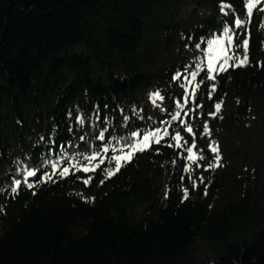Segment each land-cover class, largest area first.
Segmentation results:
<instances>
[{"label": "trees", "instance_id": "1", "mask_svg": "<svg viewBox=\"0 0 264 264\" xmlns=\"http://www.w3.org/2000/svg\"><path fill=\"white\" fill-rule=\"evenodd\" d=\"M261 8L249 18L247 0H0V264H264ZM226 27L235 47L249 40L247 62L187 90L190 54ZM157 92L160 107L146 110ZM80 113L104 138L170 126L119 171L110 163V177L108 162L64 165L3 190L18 159L34 166L80 144Z\"/></svg>", "mask_w": 264, "mask_h": 264}, {"label": "rangeland", "instance_id": "2", "mask_svg": "<svg viewBox=\"0 0 264 264\" xmlns=\"http://www.w3.org/2000/svg\"><path fill=\"white\" fill-rule=\"evenodd\" d=\"M264 1V0H261V2ZM228 36H230V34L228 33V35H225L224 33L222 35H214L209 41L211 40H215V39H222L224 41V44H223V48L225 50H227V53H234L235 56L234 57H238L239 59H242L243 56H244V50H243V47L242 48H239V47H235L233 45V42L229 44V41H228ZM209 41H208V44H207V47H206V50L204 52H198V53H195V54H190V57L194 60V62L196 63H199L201 61H206L208 62L209 60V57L211 56H216V57H220V59L217 60V67H219V64L222 62L223 60V57L221 56V53H220V50H219V46H213V48L210 50L209 49ZM229 63V61H228ZM190 84H188L187 88L188 90L190 89L191 86H189ZM151 105L150 106H147V109L148 111H156L159 107H160V103H159V99H156L155 97H152L151 98ZM135 111H139V109L135 110ZM162 112V110H160ZM131 112H134V110L131 109ZM129 115V114H128ZM78 123L81 127V129L83 130V136L82 137H87L89 135H91L93 132H94V126L96 124V119H94L91 115L89 114H86V113H80L79 114V118H78ZM144 138V137H143ZM142 138V139H143ZM145 146V145H144ZM90 148V145L87 143V148ZM143 147L142 146V143H140V145L136 148H141ZM135 150V149H134ZM211 151V149H210ZM193 152L197 155L198 151H196V149L194 148L193 149ZM211 153L213 155H215L216 153H213L211 151ZM129 154V152H127L126 150L124 151H121L120 153L118 154H112L110 156H107L105 160H103L102 162H108V169L106 171L107 175H108V172L111 171V172H114V170L112 169L113 167L110 166V163L112 162H116V160L114 159L115 157L117 156H125ZM90 156V155H89ZM43 161H46L45 159ZM127 160H121L120 163H123ZM101 162V163H102ZM28 163V159H25V158H20L18 159V165H17V168L13 171V172H8V173H11L12 174V180L10 181V183H7V182H4L3 185H5L7 188H13L15 185H18V181H22V179L26 178L25 174L28 173L32 168L30 167H33V166H28L27 165ZM97 162L95 163H92V164H89V165H81L80 167L85 169V168H88L89 170L94 168V170L96 168H98L100 164H96ZM48 167V166H47ZM50 167V166H49ZM55 169H57L55 166H53V170L51 171H55ZM34 170H36L34 168ZM24 185H27L29 183V181L27 182L25 179L24 181L22 182ZM4 190V188H3Z\"/></svg>", "mask_w": 264, "mask_h": 264}, {"label": "snow or ice", "instance_id": "3", "mask_svg": "<svg viewBox=\"0 0 264 264\" xmlns=\"http://www.w3.org/2000/svg\"><path fill=\"white\" fill-rule=\"evenodd\" d=\"M261 3V0H247V14H248V17L251 18L252 16V13H253V9H255L257 7L258 4ZM223 10V8H222ZM261 11H264V8H261L260 9ZM235 25L237 27H244L245 25V21H243L242 19H236L234 21ZM229 33V29L226 27L224 29V34L225 35H228ZM228 41H229V44L231 43L232 41V37L231 36H228ZM223 44H224V41L222 39H215V40H211L209 41V49L211 50L213 48V46H219V50H220V53H221V56L223 57V60L222 62L219 64V67H217V60L220 59V57H216V56H211L209 57V60H208V66H207V69H208V79L209 80H214L215 77L212 75L213 72H223V71H227V66H228V61L230 59H233V57L229 56L228 53H227V50H225L223 48ZM248 44H249V40L248 39H243L242 41V45H243V50H244V57L242 59L239 60V63L234 65V66H243L246 62H247V49H248ZM193 79H195V74L193 75ZM212 91H215V86L213 85L212 87ZM154 97L156 99H163V97L160 96V94L157 92V93H154L153 94ZM187 102V101H186ZM220 108H221V104L217 103L215 105V110L216 112H219L220 111ZM215 113H210V115H214ZM179 115V114H177ZM186 130L191 133L193 131V129L191 127H187ZM204 131L205 133H208L209 132V129H208V126L207 124L204 125ZM148 137H145L144 138V145L145 147L147 146V143H148ZM173 139L176 141V145L177 146H180V141H181V136L179 134H176ZM156 143H160V140L157 139L156 140ZM171 146V145H169ZM140 150H143V149H140ZM211 151L213 153H218L219 152V148L218 146L216 147H211ZM187 152H188V157L187 159L189 161H195L197 159V156L196 154L193 152V149L192 147H189L187 149ZM116 160V171H119L120 169V161L121 160H130L131 159V153L125 155V156H117L114 158ZM216 160L219 162L220 160V157L219 155L216 156ZM216 166H219V163L215 164V165H210V167H216ZM68 171V169H65L64 172L66 173ZM84 171H89L88 168H85ZM185 171H189V169H185ZM114 172H111L109 171L108 172V176L110 177L111 175H113ZM33 173L32 172H28V176H32ZM63 175V173H62ZM85 183H88V181L86 180ZM15 190V189H13ZM187 197V192L185 193V198Z\"/></svg>", "mask_w": 264, "mask_h": 264}, {"label": "bare ground", "instance_id": "4", "mask_svg": "<svg viewBox=\"0 0 264 264\" xmlns=\"http://www.w3.org/2000/svg\"><path fill=\"white\" fill-rule=\"evenodd\" d=\"M204 65V63H201L199 65V68H197L196 71H194L192 74L196 76V74L201 70V67ZM158 133V132H157ZM149 138V137H148ZM150 139V138H149ZM117 147H121V148H127V149H133L135 147H137V140L134 137H122L117 141ZM103 149H106V146H102ZM88 155H92L94 154L92 151V145L90 144V148L88 147ZM82 153L79 150H75V149H70L68 152H66V154H64V156L59 157L57 159V161H62L65 159H74L75 157H78L79 155H81Z\"/></svg>", "mask_w": 264, "mask_h": 264}, {"label": "built area", "instance_id": "5", "mask_svg": "<svg viewBox=\"0 0 264 264\" xmlns=\"http://www.w3.org/2000/svg\"><path fill=\"white\" fill-rule=\"evenodd\" d=\"M208 64H204L201 69H207ZM139 145V141H137V146Z\"/></svg>", "mask_w": 264, "mask_h": 264}]
</instances>
